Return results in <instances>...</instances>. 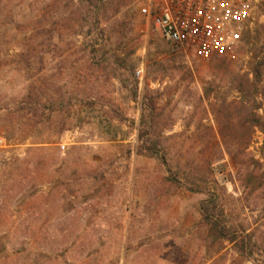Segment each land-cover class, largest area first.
<instances>
[{
    "label": "rangeland",
    "instance_id": "obj_1",
    "mask_svg": "<svg viewBox=\"0 0 264 264\" xmlns=\"http://www.w3.org/2000/svg\"><path fill=\"white\" fill-rule=\"evenodd\" d=\"M143 1L0 0V131L17 145L0 172V264H264V133L247 141L240 125L254 99L264 121V64L250 88L264 1L208 61L166 43ZM146 94L177 183L136 153Z\"/></svg>",
    "mask_w": 264,
    "mask_h": 264
},
{
    "label": "built area",
    "instance_id": "obj_2",
    "mask_svg": "<svg viewBox=\"0 0 264 264\" xmlns=\"http://www.w3.org/2000/svg\"><path fill=\"white\" fill-rule=\"evenodd\" d=\"M264 0H146L139 7L160 37L175 48L208 61L231 55L252 30ZM138 79L142 69L135 70ZM16 144L0 131V172ZM61 151L65 145L60 146ZM20 156V154H16Z\"/></svg>",
    "mask_w": 264,
    "mask_h": 264
},
{
    "label": "trees",
    "instance_id": "obj_3",
    "mask_svg": "<svg viewBox=\"0 0 264 264\" xmlns=\"http://www.w3.org/2000/svg\"><path fill=\"white\" fill-rule=\"evenodd\" d=\"M89 1H92V0H89ZM263 64H264V61L251 66L253 82H250V80L248 79V75H246V80L251 83L250 88L253 87L256 91H257L256 83L260 81L261 67ZM141 104H142L143 120H141V124L139 126L138 145L136 147V153L138 155H143L149 158H155L163 166L165 171L168 173L167 179L171 182L177 183L178 176L176 177V175H178V172H176V175L172 174V168L170 164L168 163V160L166 159L165 154L162 153V151L158 149V142L155 140H151L150 138L149 129L151 127L152 122L154 121L153 116H152L153 111L155 110L154 98L146 94L142 98ZM260 105L261 104H259V102L256 99H254L253 102L250 104L249 109L246 110V114L240 123V125H242L244 129H246L243 131H245L244 137L247 141L249 140V136L251 135L252 130L254 128H257L264 133V121L255 112V110L260 109L261 107ZM220 113L223 114L224 116L227 115V113L223 112L222 110H220ZM146 115L150 116L149 120L147 119V123L144 121V118H146ZM231 118H228V116H226L223 122H221V125H223L224 127L234 128L236 124H234ZM244 137H241V138L244 139ZM231 156L233 157V159L236 160L235 153H231ZM189 182L191 184L190 186L191 188L189 189H191L192 191L201 193L202 188L197 182H195L194 178L189 180ZM202 217H203L205 224L208 225L209 228L212 229L213 231H216L221 238L228 239L229 241H232V242L235 240L234 229L228 230V228L222 225L218 220L213 221V215L208 210L206 209L204 210V212L202 213Z\"/></svg>",
    "mask_w": 264,
    "mask_h": 264
}]
</instances>
